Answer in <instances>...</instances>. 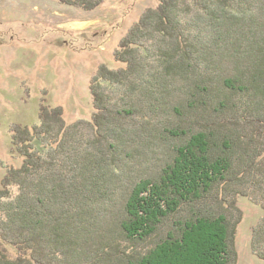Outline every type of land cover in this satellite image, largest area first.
Wrapping results in <instances>:
<instances>
[{
  "label": "trees",
  "instance_id": "1",
  "mask_svg": "<svg viewBox=\"0 0 264 264\" xmlns=\"http://www.w3.org/2000/svg\"><path fill=\"white\" fill-rule=\"evenodd\" d=\"M60 1L91 11L104 0ZM115 59L126 68L92 78L91 122L67 125L42 104L39 124L12 127L23 162L0 176V264H237L238 197L264 209V0H160ZM174 81L185 113L174 109L172 155L131 180ZM123 189L111 213L109 191ZM252 251L264 260V217Z\"/></svg>",
  "mask_w": 264,
  "mask_h": 264
},
{
  "label": "rangeland",
  "instance_id": "2",
  "mask_svg": "<svg viewBox=\"0 0 264 264\" xmlns=\"http://www.w3.org/2000/svg\"><path fill=\"white\" fill-rule=\"evenodd\" d=\"M159 5L160 0H104L87 11L60 0H0L1 177L8 168H18L23 162V157L12 151V127L39 124L42 104L62 108L67 125L92 121L96 112L90 90L92 78L101 66L112 71L126 68L115 59L120 42L148 10ZM217 71H211L209 77L215 79ZM172 84L173 90L158 106L161 134L145 128L151 134H147L145 146L135 144L137 151H132L137 175L130 174L131 180L154 174L155 168H161L172 155V132L181 126L174 109L185 113L177 104V82ZM151 105L145 112H151ZM156 108L152 106L154 111ZM82 127L92 136L91 126L85 123ZM110 191L111 202L106 209L117 212L125 192L123 189L114 197ZM237 204L243 213L236 233L237 264H264L252 251L253 229L264 217V209L243 196L238 197ZM7 249L15 259L16 249L9 245Z\"/></svg>",
  "mask_w": 264,
  "mask_h": 264
}]
</instances>
